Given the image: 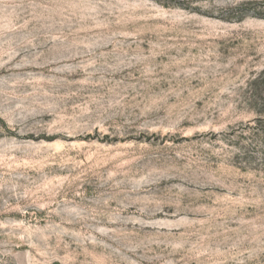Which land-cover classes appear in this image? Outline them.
Here are the masks:
<instances>
[{"label":"rangeland","instance_id":"obj_1","mask_svg":"<svg viewBox=\"0 0 264 264\" xmlns=\"http://www.w3.org/2000/svg\"><path fill=\"white\" fill-rule=\"evenodd\" d=\"M0 264H264V0H0Z\"/></svg>","mask_w":264,"mask_h":264}]
</instances>
